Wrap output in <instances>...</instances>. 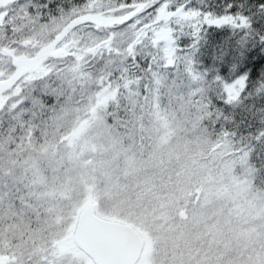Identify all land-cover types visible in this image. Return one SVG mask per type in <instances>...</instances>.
Returning a JSON list of instances; mask_svg holds the SVG:
<instances>
[{
    "label": "snow or ice",
    "instance_id": "1",
    "mask_svg": "<svg viewBox=\"0 0 264 264\" xmlns=\"http://www.w3.org/2000/svg\"><path fill=\"white\" fill-rule=\"evenodd\" d=\"M0 264H264V0H0Z\"/></svg>",
    "mask_w": 264,
    "mask_h": 264
},
{
    "label": "water",
    "instance_id": "2",
    "mask_svg": "<svg viewBox=\"0 0 264 264\" xmlns=\"http://www.w3.org/2000/svg\"><path fill=\"white\" fill-rule=\"evenodd\" d=\"M99 242H100L101 244H103V243H104L103 239H101Z\"/></svg>",
    "mask_w": 264,
    "mask_h": 264
}]
</instances>
